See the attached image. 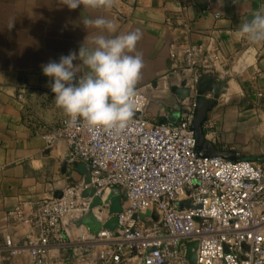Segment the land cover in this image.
I'll return each mask as SVG.
<instances>
[{
  "label": "crops",
  "instance_id": "crops-1",
  "mask_svg": "<svg viewBox=\"0 0 264 264\" xmlns=\"http://www.w3.org/2000/svg\"><path fill=\"white\" fill-rule=\"evenodd\" d=\"M62 2L0 0V264H35L25 247L35 231L9 212L22 205L28 214L37 201L55 196L83 175L77 168L82 164L66 161L64 140L46 147L43 135L65 113L55 104L41 66L76 51L87 32L141 33L131 53H140L144 63L135 89L147 93L148 117L154 122L170 121L181 108L170 91L182 79L172 71L170 44L203 43L212 37L220 46L222 64L211 72L225 84L208 112L204 136L219 149L235 150L238 157L264 165V41L254 44L237 35L243 22L264 11V0H112L111 7L98 0L95 8L82 0L74 10ZM97 17L113 21L116 31L85 30L81 21ZM22 87L26 92L20 101L16 95ZM73 217L63 219L71 245L51 246L45 264H79L72 259V248L84 231ZM6 235L12 237L15 254L6 247Z\"/></svg>",
  "mask_w": 264,
  "mask_h": 264
},
{
  "label": "built area",
  "instance_id": "built-area-1",
  "mask_svg": "<svg viewBox=\"0 0 264 264\" xmlns=\"http://www.w3.org/2000/svg\"><path fill=\"white\" fill-rule=\"evenodd\" d=\"M169 59L194 94L200 76L222 64L212 37L203 43L172 42ZM25 92L22 87L16 98L22 101ZM132 103L133 117L120 131L92 129L80 120L70 124L65 115L43 135L48 148L64 140L66 161L87 171L65 185L60 197L37 201L28 214L22 205L9 212L35 231L25 242L34 263L45 264L51 246L71 245L63 219L72 214L75 223L89 210L92 198L82 192L92 188L101 199L93 208L96 217L103 224L115 216L117 225L88 231L86 243L79 236L72 248L79 264L85 258L89 264H189V241H197V264H264V165L199 156L191 129L194 98L180 105L175 120L163 123L149 119L144 90L135 89ZM111 190L121 196L115 214L109 212ZM4 239L15 254L12 237Z\"/></svg>",
  "mask_w": 264,
  "mask_h": 264
},
{
  "label": "clouds",
  "instance_id": "clouds-1",
  "mask_svg": "<svg viewBox=\"0 0 264 264\" xmlns=\"http://www.w3.org/2000/svg\"><path fill=\"white\" fill-rule=\"evenodd\" d=\"M87 4L99 6L98 0H87ZM102 4L111 7L112 0H102ZM62 5L74 10L82 6V0H63ZM81 23L85 30L94 27L107 33L116 31L113 21L104 17ZM237 35L254 44L264 41V11H256L243 22ZM140 39L138 30L109 36H89L87 32L76 51L41 66L42 74L50 79L55 104L69 117L70 124L80 120L92 129L104 131L126 127L134 114L132 97L144 67L142 55L131 54ZM81 69L86 71L82 73Z\"/></svg>",
  "mask_w": 264,
  "mask_h": 264
},
{
  "label": "water",
  "instance_id": "water-1",
  "mask_svg": "<svg viewBox=\"0 0 264 264\" xmlns=\"http://www.w3.org/2000/svg\"><path fill=\"white\" fill-rule=\"evenodd\" d=\"M225 81L222 79H217L211 71L203 73L196 85L195 94L191 92L189 87L186 86V79L183 78L177 84L170 86L171 93L177 98L179 105L189 103L190 100L194 98L195 107L194 115L191 123V129L194 133L195 138V150L197 154L201 157H212L219 156L224 159L237 161L239 159H245L243 157H238L236 151L229 149H219L204 136V123L207 120L208 112L216 105L217 100L222 93ZM179 115V111H175V116L169 118L170 121L175 120ZM167 121L162 119L159 121L163 123ZM78 170L81 173L87 171L84 165H78ZM94 189L87 188L82 192L83 197H91V203L89 210L82 216H80L76 221V226H84L90 233H97L101 227L113 229L117 225V218L115 216L111 217L105 223H101L93 212V208L101 204V199L98 196H93ZM61 191H57L55 197H60ZM108 200L110 202L109 212L110 214H115L121 210V196L117 190H111L108 194ZM183 203L180 204V206ZM147 214H149L147 212ZM155 219V217H154ZM197 246V241H189L186 244V254L185 257L189 264L196 263L195 249Z\"/></svg>",
  "mask_w": 264,
  "mask_h": 264
},
{
  "label": "rangeland",
  "instance_id": "rangeland-1",
  "mask_svg": "<svg viewBox=\"0 0 264 264\" xmlns=\"http://www.w3.org/2000/svg\"><path fill=\"white\" fill-rule=\"evenodd\" d=\"M75 174H76L77 176L80 175V174H79L78 172H76V171H75ZM81 229L84 231V232H83V233H84L83 236H85V238L83 239L82 242L86 243V242H87V239H89V238H87V237H89L88 234H87V233H88V230H87L84 226H81ZM84 247H85V246H84ZM72 259L75 260L74 257H72ZM89 262H90V259H86V258H85V259L82 260V264H89Z\"/></svg>",
  "mask_w": 264,
  "mask_h": 264
},
{
  "label": "bare ground",
  "instance_id": "bare-ground-1",
  "mask_svg": "<svg viewBox=\"0 0 264 264\" xmlns=\"http://www.w3.org/2000/svg\"><path fill=\"white\" fill-rule=\"evenodd\" d=\"M94 210H95V213L98 214L97 209H94Z\"/></svg>",
  "mask_w": 264,
  "mask_h": 264
}]
</instances>
